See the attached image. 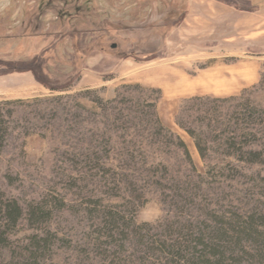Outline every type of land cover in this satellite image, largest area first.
Segmentation results:
<instances>
[{
    "label": "rangeland",
    "instance_id": "374dc122",
    "mask_svg": "<svg viewBox=\"0 0 264 264\" xmlns=\"http://www.w3.org/2000/svg\"><path fill=\"white\" fill-rule=\"evenodd\" d=\"M190 5L0 0V114L11 129L0 150V188L27 210L53 199L68 205L44 227L59 237L45 264H169L156 244L171 245L175 226L264 216V165H247L225 134L245 104L236 98L247 93L264 108V16L258 38L240 37L262 69L256 86L232 98H175L161 83L205 78L218 66L209 49L233 44L187 28ZM16 63L27 70L4 72ZM160 203L165 221L138 223ZM108 209L128 218L115 239L104 234ZM41 229L26 217L0 264H23V248Z\"/></svg>",
    "mask_w": 264,
    "mask_h": 264
},
{
    "label": "trees",
    "instance_id": "16d2710c",
    "mask_svg": "<svg viewBox=\"0 0 264 264\" xmlns=\"http://www.w3.org/2000/svg\"><path fill=\"white\" fill-rule=\"evenodd\" d=\"M4 72L26 71L19 63L8 64ZM29 69V68H28ZM247 93L236 101L245 102L241 110L231 117L228 146L232 152L242 157L247 165H264V108L259 107L253 99H247ZM157 108V107H156ZM213 111V110H212ZM215 113H221L216 110ZM157 119L161 122L158 114ZM225 117V116H223ZM215 122V120H214ZM162 123V122H161ZM221 124V121L218 122ZM229 125V124H228ZM233 126L237 129L232 130ZM263 130H260L262 129ZM190 133L200 142L199 131L190 129ZM232 136V137H231ZM11 137L9 121L5 115L0 114V150H5ZM262 143V145H261ZM202 152L206 154L205 147L200 143ZM185 148L192 157L188 146ZM241 167L234 168V172L243 174ZM112 172V171H111ZM113 173V172H112ZM65 210L68 205L66 200H47L36 203L27 210L18 200L8 198L0 188V250L14 249V235L22 226L26 217H31L37 227L43 229L31 239V244L23 248V264H45L53 255V247L58 241V235L45 232L44 227L54 220L57 208ZM101 213V212H100ZM102 214V213H101ZM105 215L104 234L109 239H115L127 225V217L117 211L108 209ZM215 224L187 227L175 226V238L169 243L156 244V248L163 249V255L169 264H264V216L256 215L250 218L236 214L234 217H216ZM143 241L148 236L140 235ZM241 253L240 256H237Z\"/></svg>",
    "mask_w": 264,
    "mask_h": 264
},
{
    "label": "crops",
    "instance_id": "0c3cea01",
    "mask_svg": "<svg viewBox=\"0 0 264 264\" xmlns=\"http://www.w3.org/2000/svg\"><path fill=\"white\" fill-rule=\"evenodd\" d=\"M190 2L192 7L189 6L187 28L193 29L194 33L197 30L196 34L208 30L218 36H226L225 40L233 44H219L214 49H209V52L218 54L216 57H210L216 58L214 60L218 61V66L216 71L208 73L205 78L197 82L184 79V82L179 84L174 79H170L167 85L164 83L159 85L163 86L166 92L178 94L175 98L205 95L232 98L247 88L256 86L262 77V69L257 63L258 60L251 54V47L247 45L243 48L240 37L246 36L251 41L259 37V29L262 26L260 20H263L260 16H264V0H233L234 3L243 6L250 5L255 10L233 7L230 5L232 0H190ZM165 72L162 70L161 74ZM170 72L172 78L176 70Z\"/></svg>",
    "mask_w": 264,
    "mask_h": 264
},
{
    "label": "clouds",
    "instance_id": "9594fccd",
    "mask_svg": "<svg viewBox=\"0 0 264 264\" xmlns=\"http://www.w3.org/2000/svg\"><path fill=\"white\" fill-rule=\"evenodd\" d=\"M167 215L166 209L163 204L160 203L156 212L151 214L147 212L141 213L138 218V223L156 226L165 221L167 219Z\"/></svg>",
    "mask_w": 264,
    "mask_h": 264
}]
</instances>
